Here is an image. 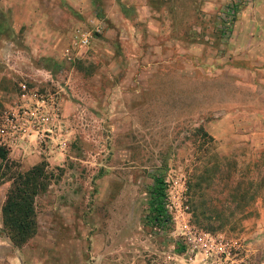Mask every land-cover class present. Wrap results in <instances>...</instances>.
Returning a JSON list of instances; mask_svg holds the SVG:
<instances>
[{"label":"rangeland","instance_id":"1","mask_svg":"<svg viewBox=\"0 0 264 264\" xmlns=\"http://www.w3.org/2000/svg\"><path fill=\"white\" fill-rule=\"evenodd\" d=\"M146 1L153 12L131 22L128 9L123 28L116 10L92 21L86 12L64 31L66 47L72 28L101 22L86 48L62 55L50 77L23 74L21 101L52 97L59 111L52 126L3 147L0 204L16 171L40 164L48 184L33 199L35 234L16 248L0 232L16 255L0 244V264H192L193 232L264 264V29L245 51L253 60L226 48L252 0L237 6L226 38L224 10L237 0ZM155 177L166 222L152 218Z\"/></svg>","mask_w":264,"mask_h":264},{"label":"crops","instance_id":"2","mask_svg":"<svg viewBox=\"0 0 264 264\" xmlns=\"http://www.w3.org/2000/svg\"><path fill=\"white\" fill-rule=\"evenodd\" d=\"M127 2L124 0H0V112L19 102L22 94L20 85L25 76L41 73L45 77H50L56 71L57 61L63 59L64 31L72 22L92 21L93 16L99 11L107 13L116 10L117 15L114 13L111 16L112 21L118 22L116 25L118 28H123L119 16H126L128 9L131 15L126 17L131 22H135V15H150L153 12L146 0H127ZM251 3L240 10L234 22L233 38L226 44V48L237 54L238 58L245 55L247 53L245 51H249L251 45L262 42L256 40L258 33L264 29V0H252ZM86 12H89V16L85 20ZM132 27L134 23H131ZM247 29L253 31L249 32ZM126 36L129 38V33ZM247 39L250 40L244 43ZM109 43L114 46L113 41ZM22 45L28 47L27 52H24ZM208 48L210 47L206 46V49ZM167 52V50L161 51L163 58L159 62L166 61L164 57ZM23 53L24 61L21 58ZM204 56L211 62L215 59L217 60L215 62L224 61V56L218 59L214 58L212 53ZM249 57L253 60V57ZM22 62H25V66L30 69L22 72L20 68ZM0 244H3L1 252L10 253L9 259L15 260L16 255L10 252L9 244L1 238ZM2 253L0 260L3 259Z\"/></svg>","mask_w":264,"mask_h":264},{"label":"built area","instance_id":"3","mask_svg":"<svg viewBox=\"0 0 264 264\" xmlns=\"http://www.w3.org/2000/svg\"><path fill=\"white\" fill-rule=\"evenodd\" d=\"M251 0H237L225 7L222 21V36H228L231 22L237 6L249 4ZM101 22L94 23L91 31L82 27H74L68 34V43L63 56L69 60L75 57L81 48H86L92 38L91 33L99 32ZM24 90L25 85H20ZM25 92L22 91L21 98ZM20 98L13 107L4 110L0 115V146L9 147L17 142L25 143L30 135L43 126H52L58 116V103L52 98H40V103L28 105ZM49 128L44 130L51 131ZM189 243L188 260L192 264H251L247 251L241 252L239 247L230 244L221 236L206 233H191L187 236ZM237 250V251H236Z\"/></svg>","mask_w":264,"mask_h":264},{"label":"trees","instance_id":"4","mask_svg":"<svg viewBox=\"0 0 264 264\" xmlns=\"http://www.w3.org/2000/svg\"><path fill=\"white\" fill-rule=\"evenodd\" d=\"M7 162V152L0 146V165ZM2 174V173H0ZM7 188L0 206L1 227L12 246L19 248L36 231L34 197L48 184V178L40 164L31 166L25 171H16L9 176ZM151 197L152 218L154 221L166 222L169 216L165 213V186L162 178L153 180Z\"/></svg>","mask_w":264,"mask_h":264}]
</instances>
